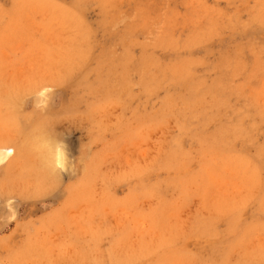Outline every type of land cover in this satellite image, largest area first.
Here are the masks:
<instances>
[{"label":"rangeland","instance_id":"374dc122","mask_svg":"<svg viewBox=\"0 0 264 264\" xmlns=\"http://www.w3.org/2000/svg\"><path fill=\"white\" fill-rule=\"evenodd\" d=\"M0 149V264H264V0H0Z\"/></svg>","mask_w":264,"mask_h":264},{"label":"bare ground","instance_id":"6f19581e","mask_svg":"<svg viewBox=\"0 0 264 264\" xmlns=\"http://www.w3.org/2000/svg\"><path fill=\"white\" fill-rule=\"evenodd\" d=\"M50 147H51V146H50ZM56 147H57V146H56ZM52 148H53V145H52V147H51L50 150H52ZM62 150H63V149H59V146H58L56 152H55V153L53 152V154H52V155L54 156L55 162H58V163H60V164H63L64 161H65L64 156H63L64 153H63ZM11 151H12V150L9 149L7 152H2V150L0 149V159L6 157ZM50 157H51V156H50Z\"/></svg>","mask_w":264,"mask_h":264}]
</instances>
